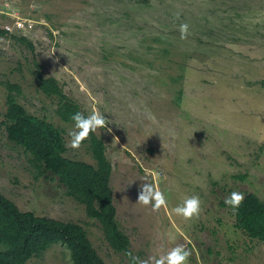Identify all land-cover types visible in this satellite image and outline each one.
<instances>
[{
  "label": "rangeland",
  "instance_id": "374dc122",
  "mask_svg": "<svg viewBox=\"0 0 264 264\" xmlns=\"http://www.w3.org/2000/svg\"><path fill=\"white\" fill-rule=\"evenodd\" d=\"M181 25H187L182 37ZM0 189L21 210L82 224L107 264H129L100 223L5 131L6 81L21 103L65 133L66 155L94 163L88 136L72 147L73 122L37 85V64L87 116L112 163L117 218L141 264H264V241L235 227L231 193L264 200V0H0ZM29 38L34 52L18 39ZM150 181L164 197L138 202ZM199 212H175L187 198ZM55 244L27 264H72Z\"/></svg>",
  "mask_w": 264,
  "mask_h": 264
},
{
  "label": "trees",
  "instance_id": "16d2710c",
  "mask_svg": "<svg viewBox=\"0 0 264 264\" xmlns=\"http://www.w3.org/2000/svg\"><path fill=\"white\" fill-rule=\"evenodd\" d=\"M6 33L0 26V36ZM18 39L34 52L35 45L29 38ZM37 66V85L46 95L58 100L59 117L73 122L74 113L87 116L58 79L45 75L42 64ZM20 85L11 81L4 85L7 109L3 124L8 140L30 155L36 177L51 173L66 188L68 196L84 205L87 216L100 223L106 241L116 253L124 254L129 264H141L132 252L129 235L117 218L111 187L112 163L103 138L91 131L87 135L94 163L68 157L64 130L46 117L27 110L20 101L23 93ZM234 210L235 227L251 238L264 241V200L248 192ZM55 244L69 249L72 264H107L82 224L21 210L0 189V264H27Z\"/></svg>",
  "mask_w": 264,
  "mask_h": 264
},
{
  "label": "clouds",
  "instance_id": "9594fccd",
  "mask_svg": "<svg viewBox=\"0 0 264 264\" xmlns=\"http://www.w3.org/2000/svg\"><path fill=\"white\" fill-rule=\"evenodd\" d=\"M186 29L187 25H181L180 30L182 37L185 34ZM6 31L8 32L10 30ZM71 119L73 120L74 125L73 129L69 131V136L71 137L70 144L74 148L79 146L80 142L84 140L90 131L95 132L97 128L103 127L105 125L104 116L98 112H92L88 116L77 112L72 115ZM242 199L243 196L241 194L234 192L225 198V203L235 209L239 206ZM137 201L142 204L152 203L154 208H158L165 202L163 195L155 190L153 184L150 181L141 184V191ZM175 212L185 217H191L194 214H198L199 198L196 196L187 198L181 205H178L175 208ZM186 258L187 253L182 248L177 247L172 249L167 254V256L163 258V260L165 264H184Z\"/></svg>",
  "mask_w": 264,
  "mask_h": 264
},
{
  "label": "built area",
  "instance_id": "2783aa9c",
  "mask_svg": "<svg viewBox=\"0 0 264 264\" xmlns=\"http://www.w3.org/2000/svg\"><path fill=\"white\" fill-rule=\"evenodd\" d=\"M7 28H8V30H11V27L10 26H8Z\"/></svg>",
  "mask_w": 264,
  "mask_h": 264
}]
</instances>
